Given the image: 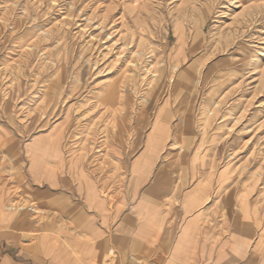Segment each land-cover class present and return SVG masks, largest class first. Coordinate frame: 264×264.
<instances>
[{
    "label": "rangeland",
    "instance_id": "obj_1",
    "mask_svg": "<svg viewBox=\"0 0 264 264\" xmlns=\"http://www.w3.org/2000/svg\"><path fill=\"white\" fill-rule=\"evenodd\" d=\"M144 3L153 16L138 23ZM113 4V38L83 28L91 11L95 25L108 19ZM0 13L8 19L0 29V85L4 72L18 85L9 96L0 91V124L23 142L55 131L73 151L101 157L104 169L118 160L121 190L139 137L152 150L170 136L169 152L209 136L220 165L231 167L232 183L264 187V6L244 0H0ZM132 36L147 41L136 47ZM91 42L100 50L117 46L98 68L91 65ZM139 51L154 53L152 65L163 61L162 90L146 93L143 66L134 70L129 62ZM184 71L188 78L180 79ZM115 80L122 99L110 109L103 98Z\"/></svg>",
    "mask_w": 264,
    "mask_h": 264
},
{
    "label": "crops",
    "instance_id": "obj_2",
    "mask_svg": "<svg viewBox=\"0 0 264 264\" xmlns=\"http://www.w3.org/2000/svg\"><path fill=\"white\" fill-rule=\"evenodd\" d=\"M66 139L0 124V264H264V187L232 183L214 138L139 137L121 190L118 160Z\"/></svg>",
    "mask_w": 264,
    "mask_h": 264
},
{
    "label": "bare ground",
    "instance_id": "obj_3",
    "mask_svg": "<svg viewBox=\"0 0 264 264\" xmlns=\"http://www.w3.org/2000/svg\"><path fill=\"white\" fill-rule=\"evenodd\" d=\"M32 1H37V0H32ZM16 2V1H15ZM152 2V1H151ZM120 3V2H119ZM188 3H190V1L188 2ZM16 4V3H15ZM230 4V3H229ZM19 5V4H18ZM73 5V4H72ZM117 5L118 4H113V5H111V7H109L108 8V19L106 18V20H104L102 23H98V24H100V25H95V23L94 22H91L92 21V17L90 16L91 15V13H92V11H91V13H89L88 15H86L85 17H84V25H83V28L84 27H88L89 28V26L90 27H92V28H99V32L101 33V32H103L104 33V39L105 40H108V38H113V33H115L116 32V29H114V27H115V25L113 24V22L115 21V19H117V17H115V15L116 14H114V15H112L111 13H112V11H115L114 9H116L117 8ZM17 6V5H16ZM129 8V10L131 11V13H132V11H135V8L134 7H132L131 5L130 6H128ZM142 7V11L143 12H145V15L147 14L148 16H153V10L152 9H150L149 8V10L147 9V5H146V3H144V5L143 6H141ZM16 9V8H15ZM139 9V8H138ZM8 10V9H7ZM81 10V9H80ZM2 12V11H1ZM137 13H139L138 11H136ZM0 14H2V13H0ZM20 14V13H19ZM84 14V13H83ZM143 16V19L142 20H138V23H140V21H144L145 19H147V15L146 16ZM237 15V14H236ZM112 16H114L115 18H113ZM257 16V15H256ZM255 16V17H256ZM111 18H113V19H111ZM231 18V17H230ZM232 19V18H231ZM79 20V19H78ZM8 21V19H7V16L5 17H3L2 15H0V29H1V27L2 26H4V24L6 23ZM91 22V23H90ZM91 25H90V24ZM97 23V22H96ZM14 24V23H13ZM89 24V25H88ZM178 24V23H177ZM144 25V24H143ZM179 25V24H178ZM177 25V26H178ZM137 28V27H136ZM135 28V29H136ZM180 28V26H178V27H176V31H177V33H179L181 30L179 29ZM82 29V28H81ZM80 29V30H81ZM142 29V28H141ZM140 29V30H141ZM133 33V35H134V32H132ZM138 33V32H137ZM141 33H143V32H141ZM145 34V33H144ZM132 35V34H131ZM181 35V34H180ZM182 36V35H181ZM134 36H132L131 38V41H133V42H135V39L136 38H133ZM146 37V36H145ZM145 37H143V36H139L138 37V39H136V47L137 46H143V45H145V42L147 41L146 39H145ZM89 40H92V37H90L89 38ZM106 42V41H105ZM113 43L114 42H112L111 44H107V45H105L104 44V46H103V48H102V50H100L99 49V47L97 46V44L95 43V42H91V44L89 43L88 44V47H91L90 48V50H92V52H90V54H91V56H93L92 57V66H93V68H98L99 66H100V64H103L104 62H105V58H106V56L108 55V54H110L111 52L112 53H114L113 52V50L115 49V47H117V46H114L113 45ZM99 45V44H98ZM32 47V44L31 45H28V47ZM97 46V47H96ZM121 47V49L123 48V49H126L125 48V45L123 44L122 46H120ZM33 48V47H32ZM35 48V47H34ZM179 48V47H178ZM27 50H29V49H27ZM30 50H32V49H30ZM151 51V50H150ZM150 51H145V53H143L142 55H141V51H139L138 52V54H139V57L138 58H136L137 60H135L134 62L133 61H129L130 63H131V65L132 66H134V70H137V69H139L140 67H142L143 66V72L145 73L144 75H145V79H146V85H147V87L145 88L146 89V93H150V92H153L154 91V89H155V87H156V89H158V90H162L163 89V81H164V76H165V71H164V69L162 68V69H160V68H158V66H160L162 63H163V61H159V63H158V65H152V64H150V62L152 61V58L154 57V53H153V55L151 54V52ZM2 52V51H1ZM26 54H28V52H25ZM177 54V53H176ZM132 56H134V55H132ZM179 56V55H178ZM119 56L117 55L116 56V59L118 58ZM135 58V57H134ZM107 60V59H106ZM131 60V59H130ZM140 65V66H139ZM107 66H108V64H107ZM112 66H113V64H112ZM163 67V66H162ZM176 67H177V64L176 63H174L173 65H172V70H174V69H176ZM5 69V68H4ZM105 69H110V67L109 68H107L106 66H105V68H104V70ZM189 70L191 69V68H188ZM136 72H138V71H135L133 74H135ZM171 72V71H170ZM175 73V72H174ZM136 74H138L139 75V73H136ZM187 75H188V71H184V72H182L181 74H180V79H185L186 77H187ZM8 77V75H7V73H5L4 72V76H1V78L2 79H5V82H3V83H1V85H0V91L2 92V93H4L5 95L4 96H9V95H11V93L13 92V90H16L17 89V87H18V85H15V82H13V81H10L11 79L10 78H7ZM155 77V78H154ZM173 77V76H172ZM188 78V77H187ZM186 78V79H187ZM155 79L156 80H159L158 81V84H155L154 83V81H155ZM1 80V79H0ZM17 80V79H16ZM144 80V79H143ZM15 81V80H14ZM19 81V80H18ZM171 82V81H170ZM169 82V83H170ZM17 84V83H16ZM33 84V83H32ZM43 87V86H42ZM45 87V86H44ZM43 87V88H44ZM54 89L53 90H55V88H56V85H55V87H53ZM154 88V89H153ZM31 89V88H30ZM155 89V90H156ZM175 89H177V87L175 88ZM35 89H33V91H34ZM40 90V89H39ZM41 91V90H40ZM39 91V92H40ZM43 91V90H42ZM41 91V92H42ZM120 91H121V87L119 86V84L117 83V81L115 80V81H113V82H111L109 85H108V87H107V91L105 92V94H104V98H103V103L106 105V107L107 108H110V109H112L115 105H116V103L118 102V101H120V98L122 99V93H120ZM21 94V93H20ZM13 95V94H12ZM55 96V95H54ZM44 97V96H43ZM5 98V97H4ZM147 100H148V98H147ZM6 101V100H5ZM45 101V100H44ZM45 103V102H44ZM36 212V211H35Z\"/></svg>",
    "mask_w": 264,
    "mask_h": 264
}]
</instances>
